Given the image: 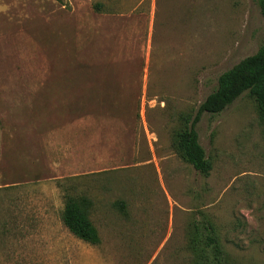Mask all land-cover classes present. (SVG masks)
Segmentation results:
<instances>
[{
	"label": "rangeland",
	"instance_id": "rangeland-1",
	"mask_svg": "<svg viewBox=\"0 0 264 264\" xmlns=\"http://www.w3.org/2000/svg\"><path fill=\"white\" fill-rule=\"evenodd\" d=\"M263 39L257 0H0V264H192L205 221L227 264H264L254 100L201 115L207 177L174 147ZM65 195L92 201L97 245L61 223Z\"/></svg>",
	"mask_w": 264,
	"mask_h": 264
},
{
	"label": "trees",
	"instance_id": "trees-1",
	"mask_svg": "<svg viewBox=\"0 0 264 264\" xmlns=\"http://www.w3.org/2000/svg\"><path fill=\"white\" fill-rule=\"evenodd\" d=\"M257 5L264 19V0H257ZM101 7L99 3L94 5L97 11ZM242 94H247L254 100L264 136V39L254 54L219 75L216 88L203 99L193 115L181 116L182 125L175 135V150L183 161L203 177L209 175L212 165L199 144L196 125L202 114H219ZM91 207L92 201L86 196L65 195L60 220L75 238L97 245L100 239L90 220ZM115 207L123 211L125 205L118 201ZM210 229L211 224L207 221L201 224V228L194 227L188 243L192 264H227L225 252Z\"/></svg>",
	"mask_w": 264,
	"mask_h": 264
}]
</instances>
